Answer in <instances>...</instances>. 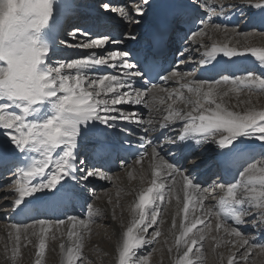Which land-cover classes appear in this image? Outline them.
<instances>
[{
  "label": "snow or ice",
  "instance_id": "obj_1",
  "mask_svg": "<svg viewBox=\"0 0 264 264\" xmlns=\"http://www.w3.org/2000/svg\"><path fill=\"white\" fill-rule=\"evenodd\" d=\"M9 2L24 5L17 15L29 26L26 38L34 49L39 77L35 90L23 95L0 88V133L10 139L19 153L24 154L22 163L25 164L23 167L16 165L15 161L19 159L17 152L0 147V170L11 164L14 171L19 172V186L12 193L16 197L13 209L16 215H24L34 221L12 225L14 234L9 233V236L14 239L13 258L20 251L21 233L26 234L25 239L29 230L30 235L39 236V257L45 252L48 233L53 228L59 230L66 226V235L74 245L67 249L64 244L60 245V249L66 251V264L82 261L81 242L84 233L90 230V221L76 216H67V221L60 218L50 221L39 216L46 214L48 201L53 197L64 204L72 202L79 196L80 185L89 182L90 178L111 180L96 163H111L117 147L129 154L136 152L139 157L136 163H141L150 154L156 169L151 186L139 192L138 202L132 207L133 218L123 234L118 264H146L136 249L153 244L161 236V231L154 226L158 224L161 205L166 206L173 198L177 202L176 216L182 213L180 226L177 227L175 219L171 224L172 235L179 233L173 243L177 253L175 264H194L190 254L205 239L206 231L213 230V226L217 232L222 231L225 237L230 238L225 243L244 249L239 253L240 261H247L257 247L264 250V244L250 242L228 222L232 220L236 225H243L247 218H251L255 227L264 230V108L257 110L249 106L236 111L223 102V97L229 92H235L239 97L242 88L249 92H264V78L254 75L257 71L264 75V48L241 51L228 44L209 47L200 39L207 34L206 29L210 25L219 29L220 25L214 22V18L227 15V10L233 5L219 0H178L162 6L167 11L153 32L154 52H162L167 47L169 26L179 20L187 26L185 38L188 43L179 53L182 59L174 64L193 62L198 53L197 66L211 65L219 76V79L203 76L189 79L192 73L173 70L174 65L165 67L154 53L132 56L130 51L121 50L119 46L125 40L136 39L134 31L116 33L114 28L100 31L106 29L100 26L94 33L78 27L66 31L60 20L73 11L71 0H61L60 3L57 0H0V4ZM248 2L264 10V0ZM152 6L149 0H130L123 8L113 6L111 0H104L99 5L104 14H119L125 28L139 25L145 18L144 13ZM4 15L7 13L0 11V16ZM60 35L66 38L60 40ZM79 36L84 39L80 40ZM67 37L75 43H68ZM108 45L116 47L109 48ZM65 47L102 51L52 62L49 54L56 55ZM218 56L229 59L221 62ZM252 57L256 58L258 65L247 70L243 62ZM0 62L4 64L0 66V75L13 71L9 67V59H0ZM98 67L111 71H89ZM165 72L166 75L163 74ZM236 72L246 75H236ZM153 80L163 84L152 83ZM172 81L179 87L169 89L163 86ZM225 85L228 86L227 91H217ZM185 89L188 95H185ZM158 93H163L164 98ZM165 98L171 101L167 107L156 106L157 101L164 104ZM177 103L183 104L184 108L174 107ZM250 103L238 101L237 107ZM133 105L146 109L147 119L140 113L127 110ZM121 121L141 127L144 135L139 137V147L144 149L143 152L125 148L123 142L117 145L112 139L111 130L118 129ZM178 122H181L179 130L175 127ZM121 131L127 132V129ZM89 138L95 139L96 147L88 154L86 162L79 158L80 146ZM126 138L131 139V135ZM257 141L260 142L258 152ZM205 143L216 145V165L224 174L223 183L205 181L207 188L185 174L184 167L200 153ZM14 171L9 169V172ZM229 174H232V179L227 178ZM178 187L183 200L177 194ZM209 188L225 192L218 210L205 205V193ZM198 225L202 227L198 228ZM150 228L154 230L149 234ZM194 229L196 232L190 236ZM27 243L31 244L32 240L28 239ZM36 264H40L39 259ZM226 264H238L236 257H229Z\"/></svg>",
  "mask_w": 264,
  "mask_h": 264
},
{
  "label": "bare ground",
  "instance_id": "obj_2",
  "mask_svg": "<svg viewBox=\"0 0 264 264\" xmlns=\"http://www.w3.org/2000/svg\"><path fill=\"white\" fill-rule=\"evenodd\" d=\"M75 1L79 2V3H82L84 5L88 4L87 5V6H89L88 8L89 9H93L95 11L94 18H96L98 21L101 22L100 24L102 25V28L107 27L108 30H112L114 28L116 33L120 32L119 28L116 26V23L118 21L113 20V22H111V20L108 21L107 19L101 18V16L98 15V12H97L98 10H95V7H96V5H95L96 3L95 2L98 1V0H71L72 3L75 2ZM119 1L121 2L122 0H119ZM229 1L230 0H219V2H227V3ZM60 2H61V0H57V3H60ZM159 2H160V0H149V4H151L153 6L148 11L149 12V18L148 19H142V25L140 26V30L141 31H145V29L148 28V26L151 23V21L155 20ZM213 2H217V0H213ZM73 5H74V3H73ZM120 7H122V5ZM246 9L249 10L248 12H253V6H251V5H247L245 8H243V11L246 10ZM255 9H256V7H255ZM256 12H257V9H256ZM256 12H255L256 16L257 15H264V12L263 13H259V14H257ZM250 14L253 15L252 13H250ZM68 15L70 17V14L67 13L66 17L64 18V16H63L61 18V20H60V22L63 25V27L67 26L70 23L71 17L67 18ZM255 15H253V16H255ZM86 17H88V16H86ZM217 18H219V17H217ZM217 18H215V19H217ZM254 19H255V17L252 18V20H254ZM81 20L82 19L78 20L77 23L80 24V22H82ZM119 20L122 21V18L120 17ZM83 24H85V23H83ZM226 26L227 25H225L224 27H221V28L228 29V27H226ZM246 27H249V26L246 25ZM200 39H202L204 44L206 46H209V47L211 45H213V44H215V45L228 44L230 47L236 48L237 50H241V51L243 49H245V48H264V44H260V43L247 44V43H244V38H242V37L238 39L240 42H237V41H235L233 39H229V37H224V36H221V35H217L216 33L209 34V37H201ZM259 39L260 40H264V38H262V37H260ZM135 40H137V38ZM135 40H128V42L135 41ZM121 46H123V45H121ZM91 51L99 52L101 50L100 49L83 50V49H75V48H73V49H71V48H62L60 50V53L55 55V56L57 57V56H62L63 55V57H66L67 59H69V58H77V57L86 56ZM199 58H200V56L197 53L196 56H194V59H196L198 61ZM218 59H221V62H223V59H228V58H226V57L222 58V57L218 56ZM254 59H255V57H252L250 60L244 61L243 62V66L244 65L250 66L252 64V60H254ZM257 64H255L254 66L256 67ZM255 67H252L250 69H248V67H247L246 69L247 70H253ZM208 68H209V71H211L210 73L212 74L214 69L211 67V65L200 66L201 71H204V70H206ZM89 71L93 72V73H100V71L97 70V69H93V70H89ZM182 72H183V70H182ZM235 74L243 75V74H246V73H243V72H239L238 73V72H236ZM195 78L196 79L199 78L198 75H196L194 78L189 77V79H195ZM183 82L184 81H180V83H183ZM169 84H170L169 87H168L169 89H174V88H178L179 87V85L176 82H174V81L170 82ZM227 88H228V86L225 85V86L219 87L217 89V91L222 93L224 91H227ZM184 91H185V95H188L187 90L185 89ZM157 95L159 97H161V98H164V94L163 93H158ZM238 101H250L251 103H250V105H248V104H240L239 107H237ZM223 102H224L225 106H227V107H229V108H231L233 110H236V111H241L242 109H244L246 107H249V106L254 107L257 110H260V109L264 108V98L260 97L258 95H254L253 96V95L240 94L239 97H237V94L235 92H229L228 96L223 97ZM169 103H171V101H167L166 98H165V103L164 104H159V102L157 101L156 102V106H158L160 108H164V107H167V104H169ZM174 107L184 108V105L180 104V103H177ZM127 110L140 113L141 115L144 116L145 119H147V115H146V111L147 110L144 109L142 106L133 105V106H130ZM120 123L128 124L127 122H124V121H121ZM176 125H177V127H176L177 130H179V128L181 127V122H178ZM134 126H136V125H134ZM119 129H120V127L118 129H114V130H119ZM256 144H259V143H256ZM94 145H95V139L94 138H89V139L83 141V143H82V145L80 147H83V146L92 147ZM209 146L210 145H207L208 148H210ZM0 147H5L7 149L15 151V152H17L18 156H24V154L19 153L18 150L15 149V145H13L11 143L10 139L7 136H4L2 133H0ZM212 148L214 149L213 154H214L215 159H216V152L218 151L217 148H216V145L214 144ZM258 149H259V147L257 145L256 150H258ZM146 157L147 158L144 159L145 162L142 163V164H134V161H133L132 164L122 165V167L120 169H123L124 170V171L122 170L123 172H120L119 171L120 169L114 170L112 172L105 171L106 174L112 178L111 179L112 182H111V180H103V179H99V178L98 179L97 178H90V180H89V182H91V180L94 179V180H97L94 183L101 184V186H99V188L101 189L100 194L96 198L99 199V197H101L102 201L101 200H97V199H95L94 201L92 199V201H93L94 204H96L101 209H106V211L108 213V216H110V218L113 219L114 216H116V214L118 215V213H116L117 211H115L116 210L115 209V203H113V201L116 200L118 203L126 204V206L128 207V210H129L128 214H127V226H130V224H131V221H132V218H133L132 207H133V205L136 202H138V194H139V192L143 191L147 187L151 186V181L153 179H155V171H156V169L153 167V161L151 159V156L149 154V156H146ZM165 158H167V157H165ZM23 166H25V164ZM188 168L189 167L187 166L185 174L190 176L191 171ZM257 175H259V173H257ZM190 178L193 179L192 176H190ZM197 181H198V178H197ZM109 183L114 184L115 186H117V188L115 187L113 189L111 188V189H106V190L103 189L104 185H108ZM85 184H87V182ZM95 187H98V186H95ZM118 188H120V189H118ZM83 192L84 191L82 190V193ZM220 192H222V191L220 190ZM127 194H132V197L131 198H125L126 200H124V197H126ZM177 194L180 195L181 199L183 200V193L180 191L179 187L177 188ZM11 195H12V193H10V197H11ZM37 195H40V194L38 193ZM81 195L82 194L79 193V197ZM222 195L225 196V192H224V194L222 193ZM87 196H89V195L87 194ZM26 199H30V198H26ZM92 201H91V204H92ZM209 201H210V198H207L205 200V205L206 206H212V207L218 206V205H215V206L211 205ZM73 203H74L75 207H67L65 209L64 213L62 214V217H63L62 219L67 221V216H76L78 219H82V218H80V216L82 214V210H83L82 207L77 204V200L73 201L72 204ZM91 207H92V205H91ZM149 207H151V206H149ZM181 207H182V203H181ZM163 208L168 209V212H169V214H166L165 217H163V219L165 220V222L168 223L167 230L170 233L169 235H171V245L173 246L174 240H175V238L178 237L179 233L177 232L176 236L172 235V231H171L172 220L175 219L176 222H177V227H179L181 222H182V213H181V216H176L177 202H176L175 198L172 199V201L170 202L169 206H164ZM13 217H14L13 218V221H14L13 223L21 221L20 215H16L15 212L13 213ZM83 217H85V214H84ZM5 219L8 221L10 218L5 217ZM41 219H45V218H41ZM163 219H161V220H163ZM209 219H211V218H209ZM10 221H11V219H10ZM29 222L33 223L34 221H29ZM10 225L6 226L5 228L0 226V228H3L2 231H1L2 232L1 236H0L1 237L0 238L1 239V241H0V264H14L13 262H7L5 260L6 257L13 256L14 239L10 238L9 233H13L14 234V229L12 228V225L11 226ZM231 225H233V224H231ZM243 225H240V226H243ZM68 227H70V226H68ZM197 227L201 228L202 225H198ZM114 230H116V229L114 228ZM116 231H117V236H116V238H114V240L112 241L111 245L109 247H107V250L112 253L113 258H114V263L118 264L119 248H120V244H121V241H122V238H123V234L127 231V227L125 228V227H121L119 225L117 227ZM194 231L196 232V229H194L193 233H190L189 235L190 236L193 235L195 233ZM30 232H31V230H29V234L27 235V239H25V235L26 234L21 233V247H20V251H19V253L16 254V256L14 258V259L17 258V260L20 261V262L23 259L24 260L27 259L26 257H28V256H33V259H34V257H36V258L38 257V256H36V254L38 252L39 236H32V235H30ZM66 232H67V227L66 226H61L59 230H57L56 228H53L48 233V239L46 241V247H47V242L49 240H51L50 244L53 245V247H52L53 250H52V248H49V250H48L49 252L47 253L46 258H50L48 260H51L55 264H66V251H62L60 249V245L61 244L65 245V249H67L68 247H73L74 246L72 241H70L68 239V237L66 235ZM206 233H212L215 236V238H216V241H212L210 243L211 246H213L215 244V242L218 245L227 244V243H225V240L230 239L229 237H225L224 233L222 231L221 232H217L215 230L214 226H213V230L212 231H206ZM84 234L85 235H84V239H83V242H82V246H84V244H85L84 240L88 241L90 239V237H91L90 231L87 232V233H84ZM4 239H7V242H2V240H4ZM28 239L32 240L33 245L27 243ZM73 239H75V238H73ZM201 244H202V242H201ZM201 244H197V246L198 245L200 246ZM228 244H230V243H228ZM164 247H165V245H164ZM160 248H162V245H160ZM217 249L218 248L214 249L213 256L215 257L216 261H218V262L222 261L224 264H226V261H227V259L230 256L226 257L224 254L219 252V250H217ZM242 250L243 249L238 248V252L242 251ZM258 252L259 253L257 254V256H255V260L257 262H261L262 260H264V258H263L264 255H262L263 250L261 249ZM160 253L164 254L165 256L167 255V253L165 251H161ZM236 256H237V254H236ZM176 257H177V253H176ZM176 257H175V260H174V264H175V261H176ZM40 258H41V256H40ZM36 261H35V263H36ZM28 262L29 261L27 260L26 264Z\"/></svg>",
  "mask_w": 264,
  "mask_h": 264
},
{
  "label": "rangeland",
  "instance_id": "obj_3",
  "mask_svg": "<svg viewBox=\"0 0 264 264\" xmlns=\"http://www.w3.org/2000/svg\"><path fill=\"white\" fill-rule=\"evenodd\" d=\"M103 2H104V0L96 1L95 2L96 3L95 4L96 5L95 10H98L97 11L98 15L101 16V18L107 19L108 21L111 20V22H113V20L118 21L116 23V26L119 28L120 32L121 31H133L134 29H136V28L141 26L142 21L140 22L139 25H129L127 28H125L124 27V23L121 20H119L120 19L119 14H117V13L104 14L103 13V9H101L99 7V5L101 3H103ZM115 2H119V0H114V2L112 3L113 6H117V7H120L121 5H122V7H125V5L127 3H130L128 0H122L119 3H115ZM76 3L79 4V2H76ZM223 3H227V2H223ZM227 4L233 5V7L230 8L232 10V13H234L233 8L235 6L236 7L238 6L237 10L242 12L243 8H245L247 5H251L248 2V0H230ZM87 5L88 4H86V6ZM88 7L89 6H87V8ZM256 9H255V7H253V12H248L249 11L248 9L244 10L243 13L239 14V17H240L239 21L242 22L244 20L249 19L248 15H250V13L255 15ZM263 12H264V10L257 9L256 13L259 14V13H263ZM146 15H147V11L144 13V17ZM253 15H251V16H253ZM255 16H253V18ZM65 17H66V15H64V18ZM235 17H237V16H235ZM256 17L254 19L255 21L252 20V21H254L257 24L256 28L249 29L250 26H249L248 23H244L243 25L241 24V25H239V27H237V26L232 27V26H234L233 22H235L236 19L233 16H231L229 18V20H228L229 23H232L231 27H228V29H225V28H221V27H224V26H220L219 29H216V28H212L211 25H210V27L208 29H206V33L207 34L205 36H203V37H209V34L216 33L217 35H221V36H224V37H229V39H233V40H235L237 42H240L238 39L242 37V38H244V43H247V44H254V43L264 44V40H260L259 39L260 37L264 38V35H261L262 33H264V23H262V17H264V15H257ZM67 18H70L69 15L67 16ZM217 20H218V18H217ZM77 21L78 20H76L75 17H72L71 20H70V23L67 26L63 27V28L66 31H72V30H74L77 27L81 29L80 25H82L83 23H80V25H79V23H77ZM218 21H220L222 23H227V22H224V20H218ZM246 25H248L249 27H246ZM81 30H83V29H81ZM242 33H250V35H243ZM58 38L60 40H63L66 37L64 35H61ZM78 38L80 40L84 39L83 36H79ZM67 42L68 43H75V41H73L70 37H67ZM107 47L114 48L116 46L108 45ZM119 47L122 50L123 46H119ZM71 49H73V48H71ZM101 51H99L97 53H101ZM59 53H60V51L57 52V54H59ZM49 55L51 57V61L52 62H55L56 60H60V59L67 60L66 57H63V55L62 56H57V57L55 55H52L51 53ZM257 63H258V61H256V58H255L254 60H252V64L250 66L244 65L245 66L244 68L246 69L248 67V69H250L252 67H255L254 65L257 64ZM0 66H4L3 62H0ZM254 75L260 76L261 78L264 77L260 72L259 73H255ZM240 94L253 95V96L254 95H258V96L264 98V92H260V91L249 92L246 88H242L240 93H239V95ZM256 143H260V142L257 141ZM206 144L210 145L209 146L211 148V149L209 148L210 152L213 153L214 149L212 147H213L214 144L205 143L204 145H206ZM34 158H38V157H34ZM145 158H147V157H145ZM198 158H199V156H195L193 160H197ZM214 158H215V156H214ZM144 162H145V160H143L141 163H136V160H135L134 164H142ZM122 170L123 169H120L119 171L123 172L124 170L123 171ZM101 171L105 172L104 170H101ZM190 176L193 177L195 182H198L197 181L198 176H195L192 171L190 173ZM6 177L7 178H6V181H5L4 189L7 190L8 192L7 193L3 192V194L0 193V226L5 228L6 226H9L10 224L11 225H13V224H30L31 222H27V223H13V222L10 221V219L8 221L5 219V217L13 218V216H12V214L14 213L13 201H14V199L16 197H14L13 195H11V197H10V193H14L16 191V188L19 186V175H14L13 173H9V175H7ZM96 181L97 180H94V179L91 180V182H93V183H89L90 185L84 183V186H86V190H87L85 192L89 196H91V198H93V201L95 199H97L96 197L99 196L100 191H101V189L99 188V186H101V184L98 183V187L94 186V182H96ZM111 182H112V180H111ZM115 187L117 188V186H115L114 184L109 183L108 185H104L103 189H105V190L106 189H111V188L113 189ZM201 187L207 188V187L202 186V185H201ZM118 189H120V188H118ZM216 191L220 192L219 189L216 190V189L209 188V191L207 193H205L207 198H210L209 202L213 206L215 204V203H213V201L215 199L216 200L220 199V197L222 196V193L224 194V192L222 191V192H220L219 196H215ZM131 197H132V194H127L126 197H124V200H126L125 198H131ZM97 200H101L102 201V198L99 197V199H97ZM93 201H92V207H90L89 210H87V212L85 213V217H83L84 216L83 212H82V214L80 216V218L90 221V230L89 231L91 233V237H90V239L88 241L84 240L85 244L82 247V261H78L77 264H115L113 255H112L111 252H109L107 250V247H109L111 245L112 241L114 240V238H116V236H117V231H116L117 227L119 225L121 227H125V228L127 227V214H128V211H129L128 207L126 206V204L118 203L116 200L113 201V203H115V209H116L115 211H117L116 213H118V215L116 214V216H114V218L112 219V218H110V216H108V213H107L106 209H101L96 204H94ZM218 202H217V205L219 204ZM169 205H170V203L166 204V206H169ZM164 206L165 205L162 204V206H161V214H160V217H158V224L156 226H154V228H158L161 231V236L158 237L157 240L153 244L145 245V246H143V247H141L139 249H136L137 255L142 257V258H144L145 261H146V264H174V260H175V257H176V252H175L176 250L171 245V235H169L170 233L167 230L168 223L165 222V220L163 219V217H165L166 214H169L168 209L163 208ZM213 208L215 209V207H213ZM161 219H163V220H161ZM46 220L54 221L56 219L47 218ZM160 221H162V223ZM248 221H249V224L250 223L255 224V222L252 221V220H248ZM246 225H248L247 222L243 225V227H241L240 225H236V224L232 225V226L233 227H237L238 230L242 232V234H244L247 238H249L250 242L260 244L258 241H254V239L256 237L261 236V235H258V233L256 232V230L259 229V228L254 226L253 228L249 229L250 231H252V233H249L250 234L249 235V234L243 232L244 228L246 227ZM114 228L116 230H114ZM0 229H1L0 230V236H1V233H2L1 231H2L3 228H0ZM153 230H154L153 228H150L149 229V234ZM263 232H264V230H263ZM251 237L253 238V240H251ZM146 238H148V237L146 236ZM0 241H1V239H0ZM212 241H216L215 236L212 233H205V239L202 241V247H201V245L200 246L196 245L193 248V253L190 254V259H192L194 261V264H224L222 261H219V262L216 261L215 257L213 256L215 248H218L217 250H219V252L224 254L226 257L235 256L236 259H237L238 264H264V260H262L261 262H257L255 260V256H257V254L259 253L258 251L261 250V248H259V247H257V248L252 250V252H251V254L249 256V259L247 261H240L239 253L243 252L244 249L242 251L238 252V247L233 246L232 244H228V243L227 244L218 245L215 242V244L213 246H211L210 243ZM2 242H7V239L2 240ZM50 243H51V240H49L47 242V247L45 249L44 254L41 256V258L39 256L37 258L34 257V259H33V256H28V257H26L27 259H25V260L23 259L20 262V261L17 260V258L14 259L13 256H8V257H6L5 260L7 262H13L14 264H21V263L22 264L23 263L26 264V262L28 260L29 262L27 264H29V263L30 264H36L35 261L40 258L39 259V260H41L40 264H55L51 260H48L50 258H46L47 253L49 252L48 251L49 248L53 247V245L50 244ZM31 245H33V243H31ZM160 245H162V248H160ZM164 245H165V247H164ZM170 248H172L173 250L169 251ZM197 249H199V257H197ZM52 250H53V248H52ZM161 251H165L167 253V255L165 256L164 254L160 253ZM236 254H237V256H236ZM262 255H264V250H263ZM36 256H37V254H36ZM263 258H264V256H263Z\"/></svg>",
  "mask_w": 264,
  "mask_h": 264
},
{
  "label": "clouds",
  "instance_id": "obj_4",
  "mask_svg": "<svg viewBox=\"0 0 264 264\" xmlns=\"http://www.w3.org/2000/svg\"><path fill=\"white\" fill-rule=\"evenodd\" d=\"M24 7L15 2L0 4V59H9L13 71L0 75V88L11 90L12 94H26L35 90L39 77L34 63V49L26 38L28 25L17 15Z\"/></svg>",
  "mask_w": 264,
  "mask_h": 264
}]
</instances>
